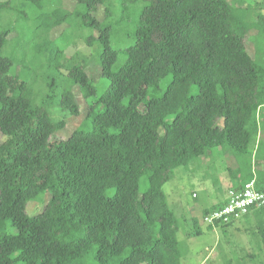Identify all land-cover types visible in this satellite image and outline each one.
Instances as JSON below:
<instances>
[{
    "label": "trees",
    "instance_id": "1",
    "mask_svg": "<svg viewBox=\"0 0 264 264\" xmlns=\"http://www.w3.org/2000/svg\"><path fill=\"white\" fill-rule=\"evenodd\" d=\"M72 2L69 11L62 0L0 1V264H83L91 255L97 264H181L163 190L177 168L211 154L237 163L226 168L228 199L193 216L194 236L231 192L254 183L264 193V67L246 41L254 30L264 38V13L228 0H118L124 10L143 6L115 47L122 21L113 2ZM77 32L97 48V83L85 61L61 78L63 47ZM73 87L87 113L53 141L66 128L51 113L57 96L61 112L80 114ZM31 203L42 212L30 215ZM263 215L253 207L241 219Z\"/></svg>",
    "mask_w": 264,
    "mask_h": 264
},
{
    "label": "rangeland",
    "instance_id": "2",
    "mask_svg": "<svg viewBox=\"0 0 264 264\" xmlns=\"http://www.w3.org/2000/svg\"><path fill=\"white\" fill-rule=\"evenodd\" d=\"M6 1V0H0ZM114 4L115 16H119L121 24L114 26L116 31L114 35V46L125 44L127 40L126 32L131 31L132 23L138 16L143 4L136 6H126L124 10L118 0H110ZM237 1L239 6L257 11L261 8L264 13V0H228ZM62 6L65 10L72 11L74 3L72 0H62ZM250 6V7H249ZM136 8V11H134ZM96 18L103 19V8L95 15ZM4 22L11 19L12 23L16 18L15 15H4ZM2 26L0 24V30ZM65 27L57 28L49 34L52 40L59 38L65 32ZM66 33V32H65ZM254 30L251 34L256 35ZM85 33L77 32L75 36L68 40L63 47L62 79H66V66L71 63L83 62L87 64V74L96 83L100 77V67L97 62V48L88 47L83 41L82 36ZM17 34L10 35L9 44L5 47L6 52L12 50V39ZM254 35H248L247 51L257 59L264 67V38L255 39ZM253 36V37H252ZM65 73V74H64ZM169 81V80H168ZM164 82L162 89L166 87ZM46 81L40 80L35 86L36 92L41 95L47 92ZM72 91L80 107L79 116L73 117L64 114L57 107L59 96L51 110L55 120L62 119L66 121V128L57 132L52 140L64 141L68 139L71 133L82 123L87 113V105L83 99L78 87H73ZM264 113V111H263ZM264 124V116L260 119ZM264 134V130H263ZM264 141V135L259 138ZM264 147V142L262 144ZM264 154V148L262 149ZM236 168L237 163L232 157L218 156L211 154L206 159H198L191 162L188 166H182L175 170L173 179L168 182L163 190L167 197L168 207L173 211L176 225L178 227V241L182 252L181 264H264V215L261 217L251 216L247 219L233 220L232 226L227 228L209 229L207 225L200 227L201 233L197 236L192 234L193 216L201 218L205 210L212 206L224 202L228 199L227 188L231 185L230 176L226 168ZM264 169V165H263ZM145 188V182L142 181L141 190ZM48 201V197H45ZM45 204V203H44ZM43 204L31 203L28 205V213L37 215L42 212ZM193 209V213L189 210ZM188 216V217H187ZM224 224L220 225L223 226ZM24 264V263H18ZM83 264H97L93 256H89Z\"/></svg>",
    "mask_w": 264,
    "mask_h": 264
},
{
    "label": "built area",
    "instance_id": "3",
    "mask_svg": "<svg viewBox=\"0 0 264 264\" xmlns=\"http://www.w3.org/2000/svg\"><path fill=\"white\" fill-rule=\"evenodd\" d=\"M264 206V193L255 189L254 183L246 185L245 189L239 193L231 192L228 204L207 216L204 223L214 225L229 224L233 220L241 219L249 209Z\"/></svg>",
    "mask_w": 264,
    "mask_h": 264
}]
</instances>
